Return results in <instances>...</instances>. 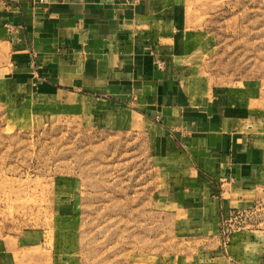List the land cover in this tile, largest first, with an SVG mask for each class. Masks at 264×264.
Returning <instances> with one entry per match:
<instances>
[{"label":"rangeland","instance_id":"1","mask_svg":"<svg viewBox=\"0 0 264 264\" xmlns=\"http://www.w3.org/2000/svg\"><path fill=\"white\" fill-rule=\"evenodd\" d=\"M178 4L183 61L233 91L240 132L264 158V0ZM34 59L4 25L0 264H187L216 243L264 264V167L215 232L180 228L145 120L89 116L74 97L43 91Z\"/></svg>","mask_w":264,"mask_h":264},{"label":"crops","instance_id":"2","mask_svg":"<svg viewBox=\"0 0 264 264\" xmlns=\"http://www.w3.org/2000/svg\"><path fill=\"white\" fill-rule=\"evenodd\" d=\"M180 12L178 0H0V29L13 26L20 52L34 54L43 91L74 97L89 116L144 119L180 228L215 232L264 158L240 132L233 91L183 61ZM231 247L187 264H245Z\"/></svg>","mask_w":264,"mask_h":264}]
</instances>
